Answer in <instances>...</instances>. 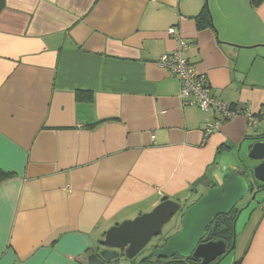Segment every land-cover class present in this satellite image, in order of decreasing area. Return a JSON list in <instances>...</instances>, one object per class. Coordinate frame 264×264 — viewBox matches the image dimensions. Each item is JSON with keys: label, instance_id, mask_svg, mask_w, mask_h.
Instances as JSON below:
<instances>
[{"label": "crops", "instance_id": "0c3cea01", "mask_svg": "<svg viewBox=\"0 0 264 264\" xmlns=\"http://www.w3.org/2000/svg\"><path fill=\"white\" fill-rule=\"evenodd\" d=\"M205 5L213 26L199 30ZM172 28L210 95L242 112L208 137L220 116L183 101L159 63L176 47ZM257 135L264 2L7 0L0 168L12 177L0 185V264H89L111 228L207 194ZM254 205L233 263L264 264V193Z\"/></svg>", "mask_w": 264, "mask_h": 264}, {"label": "water", "instance_id": "95a60500", "mask_svg": "<svg viewBox=\"0 0 264 264\" xmlns=\"http://www.w3.org/2000/svg\"><path fill=\"white\" fill-rule=\"evenodd\" d=\"M249 141L254 144L248 156L242 157L240 147L231 165L222 168L218 182L197 202L184 208L178 201L165 200L151 213L111 228L105 238L98 242L96 251L89 256V264H119L117 260L121 258L120 253L123 251L124 259L132 261L153 239L160 237L164 227L184 209L182 230L157 250L155 257L172 259L180 256L201 264H212L218 258H227L235 249L236 240L229 253H226L227 245L223 241H202L218 216H229L253 191V185L264 184V136L257 135ZM257 189L260 191V188ZM256 196L257 193H254L252 201Z\"/></svg>", "mask_w": 264, "mask_h": 264}, {"label": "built area", "instance_id": "2783aa9c", "mask_svg": "<svg viewBox=\"0 0 264 264\" xmlns=\"http://www.w3.org/2000/svg\"><path fill=\"white\" fill-rule=\"evenodd\" d=\"M170 35L173 36L176 47L173 51L162 56L159 63L168 68L178 78L181 88L180 98L183 101L190 100V104L196 106L202 112L208 113L214 110L220 116L216 124L209 125L205 130L208 137L215 133L227 120L242 114V112L210 95L211 86L207 77L201 74L196 67L190 65L184 57V52L188 48L187 41L178 35L174 28L170 30ZM247 116L252 118L250 114Z\"/></svg>", "mask_w": 264, "mask_h": 264}, {"label": "flooded vegetation", "instance_id": "af4514ba", "mask_svg": "<svg viewBox=\"0 0 264 264\" xmlns=\"http://www.w3.org/2000/svg\"><path fill=\"white\" fill-rule=\"evenodd\" d=\"M257 186L253 185V187H254L253 191H251L249 193V195L246 197V199H244V200H246V202L249 203L248 206H250L252 203H256L257 202V198L259 197V195L264 193V184L259 183V184H257ZM257 188H260V191H258ZM254 193H257V196H256V199L254 201H252ZM199 199H197L195 202H197ZM195 202H192L190 204V202L188 200L187 201L183 200V202L181 204L183 205L184 208H188L190 205L194 204ZM185 211H186V209L183 210V212H185ZM240 211L241 210L239 208H237V206H236L234 211L229 216H218L215 219V222L213 223V225L207 230V232H210V230L213 227L222 226L223 224L226 223V221H227L226 218L229 217L230 220L234 219L232 235L231 234L225 235L224 232L222 234H219V232H217L218 235L214 236L213 240L208 241V238L205 237V239L202 241V243L223 241L227 245L226 253H229L231 251L232 247L234 246V241L236 240V236H237L236 235V220L238 218V215H239ZM183 212L179 216V222L182 220ZM178 215L179 214H177L176 216H178ZM181 230H182L181 225H178L176 228L171 229L169 234H167L166 236H163V234H162L160 237L155 238L158 241L154 245L151 244L154 241V239H153L152 242L135 259H133L132 261H129V263H131V264H140L142 261H144L145 264H201V262H191V261H189L190 259L185 260V259L181 258L180 256H176V257H174L172 259H158L156 257L154 258L155 252L157 250L163 248V246L167 243V241L172 236H174L177 233H179ZM235 252H236V241H235V249L230 253L229 256L231 257L232 254H234ZM120 255H121V258H119L117 260L119 264L123 263V261L125 260L124 259L125 251L121 252ZM220 261H222V258H218L217 261L212 263V264H217ZM237 263H238V261L235 262V263H232V264H237Z\"/></svg>", "mask_w": 264, "mask_h": 264}, {"label": "trees", "instance_id": "16d2710c", "mask_svg": "<svg viewBox=\"0 0 264 264\" xmlns=\"http://www.w3.org/2000/svg\"><path fill=\"white\" fill-rule=\"evenodd\" d=\"M250 2L255 6H259L260 4H262L264 2V0H250ZM6 5H7V0H0V15L5 10ZM194 19H195V22H196L199 30L206 29V28L213 26L212 15L208 9V5H205V8L203 9V11L199 15H197ZM11 177H12L11 173L6 172L0 168V185L3 182L9 180ZM226 220H227L226 223L223 224L222 226L213 227L210 230V232L206 233V237L208 238V241L213 240L214 236L218 235L217 232H219V234H222L224 232L225 235H227V234L232 235L234 219L230 220L228 217V218H226ZM154 258H155V256H154ZM189 261H191V260H189ZM191 262H193V261H191ZM140 264H145V263H144V261H142Z\"/></svg>", "mask_w": 264, "mask_h": 264}, {"label": "rangeland", "instance_id": "374dc122", "mask_svg": "<svg viewBox=\"0 0 264 264\" xmlns=\"http://www.w3.org/2000/svg\"><path fill=\"white\" fill-rule=\"evenodd\" d=\"M207 3L209 4L210 10H211V0H207ZM242 157L246 158V155L244 154ZM248 204L249 203L246 202V200H243L237 205V208L241 210L236 220V235H238V238L236 236V245H238V248L236 252L232 254L231 257L229 256L223 259L219 264H232L236 260V257L237 256L240 257V255L242 254V250H243L242 244L243 243H241V232L243 228L245 227L249 219V216L255 207L254 205L255 203H252L250 206H248ZM180 214L178 216H175L174 219L164 227L163 236H166L167 234H169L171 229L176 228L178 225H181V221L179 222ZM157 241H158L157 239H154V241L151 244L154 245ZM121 264H131V263H129V261L127 260H124L123 263Z\"/></svg>", "mask_w": 264, "mask_h": 264}]
</instances>
